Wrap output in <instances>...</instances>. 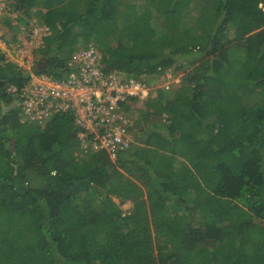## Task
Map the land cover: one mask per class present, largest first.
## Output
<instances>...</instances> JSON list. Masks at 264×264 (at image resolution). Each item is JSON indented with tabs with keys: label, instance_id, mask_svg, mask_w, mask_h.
Returning a JSON list of instances; mask_svg holds the SVG:
<instances>
[{
	"label": "trees",
	"instance_id": "obj_1",
	"mask_svg": "<svg viewBox=\"0 0 264 264\" xmlns=\"http://www.w3.org/2000/svg\"><path fill=\"white\" fill-rule=\"evenodd\" d=\"M8 3L50 31L36 73L93 43L106 72L184 75L124 104L130 147L81 155L71 113L24 119L31 72L0 52V264H264V0Z\"/></svg>",
	"mask_w": 264,
	"mask_h": 264
},
{
	"label": "built area",
	"instance_id": "obj_2",
	"mask_svg": "<svg viewBox=\"0 0 264 264\" xmlns=\"http://www.w3.org/2000/svg\"><path fill=\"white\" fill-rule=\"evenodd\" d=\"M12 14L17 18L18 13ZM33 31L37 36L50 33L42 25ZM5 56L31 72L22 89V98L17 102L24 119L44 124L56 114L71 113L80 130L81 155L106 150L114 158L119 150L130 147L134 141L133 119L124 110V104L134 97L142 102L155 96L160 88L120 71H104L100 65L102 53L93 43L79 47L70 61L73 71L62 78L34 72L35 61L31 62L29 55L14 59ZM9 90L16 91V87L11 86Z\"/></svg>",
	"mask_w": 264,
	"mask_h": 264
},
{
	"label": "rangeland",
	"instance_id": "obj_3",
	"mask_svg": "<svg viewBox=\"0 0 264 264\" xmlns=\"http://www.w3.org/2000/svg\"><path fill=\"white\" fill-rule=\"evenodd\" d=\"M8 8V0H0V52H3L9 58H18L19 55H29L31 56V62L32 59L33 62L36 61L39 58L38 49L43 43V34L37 36L33 31L36 27L41 26L38 17L33 16L29 18L28 24L17 23V19L13 17V12H10ZM8 22H10V25H8ZM11 25H15V27H11ZM13 34H15V38L12 39ZM183 75L184 71L175 72L174 68H170L163 76L164 80L154 85H159L160 88L165 89L167 85L170 87L172 83L181 82ZM114 201L126 214L130 213L133 209L134 204L131 200H122L121 198L114 197Z\"/></svg>",
	"mask_w": 264,
	"mask_h": 264
}]
</instances>
